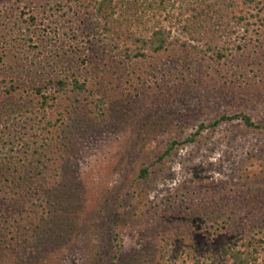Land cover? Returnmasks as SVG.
I'll return each instance as SVG.
<instances>
[{
	"label": "rangeland",
	"instance_id": "rangeland-1",
	"mask_svg": "<svg viewBox=\"0 0 264 264\" xmlns=\"http://www.w3.org/2000/svg\"><path fill=\"white\" fill-rule=\"evenodd\" d=\"M49 1L0 0V125L8 122L15 136L28 127L38 118L30 86L61 71L76 72L96 90L104 117L92 113L91 99L70 93L63 101V121L50 137L61 157L42 150L31 155L42 181L34 189L23 185L33 194L45 183V206L36 203L35 219L0 217V264H229L225 252L248 241L259 251L256 264H264V131L239 121L208 127L238 113L264 125L261 50L217 62L204 48H192L197 45L182 27L215 0H173L175 9L166 14L155 9L160 0H119V14H129L122 31L171 32L165 52L127 62L99 41L85 3L73 1L61 11L53 3L56 12L46 7L42 15ZM28 8L36 27L20 18ZM16 22L21 29L12 33ZM250 22V43L264 46V23ZM26 36L35 48L23 45ZM42 51L47 61L35 59ZM13 75L24 86L8 95ZM192 135L194 142L160 159L169 143ZM1 136L0 144L7 141ZM33 140L36 149L40 143ZM144 168L148 175L140 178ZM13 201V194L0 193L4 211L16 208Z\"/></svg>",
	"mask_w": 264,
	"mask_h": 264
},
{
	"label": "trees",
	"instance_id": "trees-1",
	"mask_svg": "<svg viewBox=\"0 0 264 264\" xmlns=\"http://www.w3.org/2000/svg\"><path fill=\"white\" fill-rule=\"evenodd\" d=\"M73 1L85 3V9L88 11L86 15L92 21L94 29L98 33V36H100L101 39H99V41L105 43V45H103L104 47H108L110 51L115 52L116 56L123 58L127 62L143 61L148 58V55H158L165 52L171 43V32L163 27L151 31V33L146 36L140 35L132 30H126V32L122 31V25L127 21L124 17L129 16V14H119L117 11V2L119 0H50L48 4L44 5V12L40 13H42V15L45 14L47 12L46 7H49L48 10L54 11L53 3L57 6L58 11H61L62 6H69ZM42 5L43 4H40L41 7ZM154 5L159 14H166L175 9V2H173V0H160L154 3ZM147 8L153 10V4L147 5ZM207 9L208 10L201 13L197 18L186 20L182 27L188 41L197 45L192 46L194 50H197L200 46L204 48L203 52L205 54L211 55L210 57L215 61L221 62L234 52L239 53L241 51L250 50V48H257L261 50V52L259 51L260 53H258L260 57L257 62L264 59L263 44L258 46L250 43L252 41L250 39V27L253 25L250 24V20L258 17L259 21L264 23V0H240V3H237L235 0H215L213 4L207 5ZM253 13H255V15ZM35 14L36 13L33 12L32 9L28 8L27 12L23 10L19 13L20 18H24V21L20 20L27 23L25 21L28 19V23L32 27H36L37 15ZM15 28L21 29V27L18 26V22L11 27L12 33L15 31ZM242 33L244 35H242ZM237 35L245 36V38L237 43ZM69 37L70 42L68 46L70 47L71 45H75L71 41L75 40V33H72ZM22 43H24V46L28 45L32 49L33 47L35 48V46L31 44L32 39L30 36H26ZM186 44L187 43H184L183 45L186 46ZM1 49H5V46L1 47ZM201 49L199 50L202 51ZM38 54L42 55L35 57L38 61H41V59L47 61L48 58H50L47 52L44 54L42 51ZM55 57L60 58L58 53L55 54ZM59 60L61 61L62 59ZM55 65H57V63H55ZM83 65H85L84 62ZM63 72L64 71H61V73L58 74L59 76L33 83L30 86L28 91H30V97L34 101V106L37 108L38 118L34 120L30 118L28 122L29 125L27 124L28 127L24 126L23 129L21 127L18 131H15V133L17 132V136H15L14 132L11 134L13 130H11L8 122H3L0 125L1 137L7 139L6 142L0 144V146L5 149L3 150L0 147V151L5 152L4 154H0V193L9 196L13 194V202L17 203L16 208H12V211L9 209L4 211L2 207L0 208V217L5 216V221L35 219L36 210L33 207L36 203H38V206L41 208H44L46 203V199L44 198L46 193L43 189L45 183L43 184L42 182L41 188H38L39 191H35L33 194L26 192L23 185L31 183V189H34L37 188V185L42 181L40 179L42 173L35 171L33 168L34 164L29 160L31 155L33 156L36 153H40L38 151L42 150L44 152L43 154L46 156L51 154L52 157L53 155H56L58 158L61 157L59 152L56 151H60L61 148L57 145L54 146L51 141L52 138L50 137H52L51 133L54 132L56 134V130H59V125H61L59 123L63 121L64 108H62L61 105L65 99H70L68 95L70 93H75L83 97L86 101L91 99L90 103L94 107L92 113L98 119L104 117L103 98L95 97L96 90L93 91L89 88L86 80H83L81 75H77L76 72L72 74ZM14 76L16 75H13L10 81L11 84L5 90V93L8 95L20 91L22 85L24 86L20 78H14ZM8 118L9 117L4 121H7ZM232 121H239L244 127L251 130L264 131V125L257 124L250 116L242 113L222 115L208 127L215 128L220 123ZM200 129H203V127L200 126ZM8 135H11L10 139ZM24 137H26V140H23ZM194 137L195 135H192L181 143L175 141L169 143L160 159L168 156V154L175 149V146L194 142ZM14 138H16L18 142L16 143V150H14L15 152L13 151V153L12 149L14 148H12V145H14ZM30 139H34V143H40L37 146L38 148H36L37 150L31 148V144L28 142ZM7 146L11 147L6 150ZM30 150L32 153H30ZM50 159L51 158L48 156L46 160L50 161ZM54 166L58 167H55V169H61L60 164ZM55 172L56 170H54V173ZM29 173H31V175H29ZM147 175L148 169L144 168L140 170V178H146ZM27 193L29 195L28 197H26ZM5 221L2 223H5ZM2 227H4L3 224H1L0 232H2ZM235 247L234 245L233 248L227 250V253L225 252L229 258V264L257 263L259 251L250 241L242 244L241 248L244 247L243 250L241 248L236 249ZM196 264L204 263L197 262Z\"/></svg>",
	"mask_w": 264,
	"mask_h": 264
}]
</instances>
